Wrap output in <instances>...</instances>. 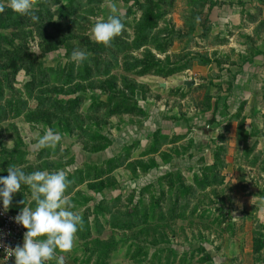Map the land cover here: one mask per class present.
<instances>
[{
  "label": "rangeland",
  "instance_id": "374dc122",
  "mask_svg": "<svg viewBox=\"0 0 264 264\" xmlns=\"http://www.w3.org/2000/svg\"><path fill=\"white\" fill-rule=\"evenodd\" d=\"M40 1L35 23L0 13V176L67 173L84 223L57 256L264 264V0H111V47L91 32L109 0ZM47 129L55 148L38 146ZM24 206L27 186L9 210Z\"/></svg>",
  "mask_w": 264,
  "mask_h": 264
},
{
  "label": "clouds",
  "instance_id": "9594fccd",
  "mask_svg": "<svg viewBox=\"0 0 264 264\" xmlns=\"http://www.w3.org/2000/svg\"><path fill=\"white\" fill-rule=\"evenodd\" d=\"M47 2V0H45ZM111 13L106 20L94 24L91 29L94 41L105 47H111L113 40L124 31L125 25L117 12V6L112 3ZM39 0H0V13L6 8L26 16L31 21L38 22L36 15ZM90 53L82 49H74L71 60L79 67L88 60ZM60 133L47 129L39 139L40 148H55L60 142ZM7 176H0V200L3 210L7 212L13 196L20 192L22 186L30 189L31 200L35 207L24 206L14 217V221L23 226V245L15 248H5L14 256L15 264H48L55 260L56 264H66L64 255L70 252L77 238V233L83 227V217L74 211V204L66 195L72 181L63 169L54 171L37 170L26 173L22 167L10 165ZM20 203L25 205L24 200ZM0 246H3L0 244Z\"/></svg>",
  "mask_w": 264,
  "mask_h": 264
},
{
  "label": "built area",
  "instance_id": "2783aa9c",
  "mask_svg": "<svg viewBox=\"0 0 264 264\" xmlns=\"http://www.w3.org/2000/svg\"><path fill=\"white\" fill-rule=\"evenodd\" d=\"M17 214L5 212L3 207H0V257L4 262L9 263L13 261L14 256L10 257V251H5V248H15L17 245H23V234L26 229L23 226L18 225L14 221V217Z\"/></svg>",
  "mask_w": 264,
  "mask_h": 264
},
{
  "label": "trees",
  "instance_id": "16d2710c",
  "mask_svg": "<svg viewBox=\"0 0 264 264\" xmlns=\"http://www.w3.org/2000/svg\"><path fill=\"white\" fill-rule=\"evenodd\" d=\"M42 2V0L40 1V3ZM85 42H87L86 44L88 45H92V43H94V42H92L91 44L89 43L90 41H87V39H86V41ZM95 45L97 44L96 42L94 43ZM55 46V43L52 41V40H49V41H46V43H45V45H44V47H42V53L43 52H48V51H50V50H52L53 49V47ZM70 47L72 48V45H70V43H67V50L70 52L71 50H70ZM93 49H94V45H93ZM17 69L16 68H13V72L14 71H16ZM10 212H12V213H15V214H17L16 212H14V211H11V210H9Z\"/></svg>",
  "mask_w": 264,
  "mask_h": 264
},
{
  "label": "crops",
  "instance_id": "0c3cea01",
  "mask_svg": "<svg viewBox=\"0 0 264 264\" xmlns=\"http://www.w3.org/2000/svg\"><path fill=\"white\" fill-rule=\"evenodd\" d=\"M0 207H3L2 201L0 203ZM0 264H15V259L9 263H6L3 261V259L0 257Z\"/></svg>",
  "mask_w": 264,
  "mask_h": 264
},
{
  "label": "water",
  "instance_id": "95a60500",
  "mask_svg": "<svg viewBox=\"0 0 264 264\" xmlns=\"http://www.w3.org/2000/svg\"><path fill=\"white\" fill-rule=\"evenodd\" d=\"M193 82H194L193 80H185L184 85L188 88L193 84Z\"/></svg>",
  "mask_w": 264,
  "mask_h": 264
}]
</instances>
